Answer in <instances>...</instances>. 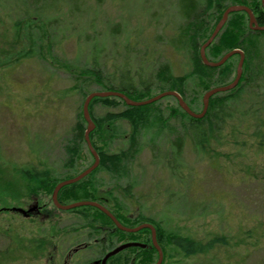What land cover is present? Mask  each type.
Masks as SVG:
<instances>
[{
  "label": "rangeland",
  "instance_id": "rangeland-1",
  "mask_svg": "<svg viewBox=\"0 0 264 264\" xmlns=\"http://www.w3.org/2000/svg\"><path fill=\"white\" fill-rule=\"evenodd\" d=\"M179 5L180 0H0V264H63L78 244L95 239L84 227L83 212L58 210L49 195L31 197L21 172L50 168L62 178L94 163L85 142L74 168L65 165L67 141L83 103L84 86L75 75L92 68L108 75L125 65L138 87L139 79L155 78L163 63L174 75L192 69L189 55L172 46L186 22ZM260 38L252 68L264 86V36ZM230 61L234 73L222 80L223 86L236 78L240 56ZM76 85L81 88L74 89ZM85 90L91 94L102 89L91 83ZM152 94H160L156 84ZM205 94L191 98L189 92L193 112L204 110ZM178 107L171 96L154 102L152 109H160L166 123L163 128L139 129L141 151L123 177L104 170L93 177L99 198L109 199L107 209L117 204L125 216L142 215L199 242L217 236L231 240V245L217 243L205 255L168 257V264H264V152L258 156L255 149H242L228 131L222 144L212 142L204 156L184 136L181 119L167 118L171 108ZM123 108L99 103L94 116L99 119ZM131 131L128 121H118L108 151L126 148ZM179 138L183 154L174 157ZM248 166L257 177H244L241 169ZM37 202L47 217L11 212ZM249 229L254 237L249 241L259 239L260 244L250 247L247 257L241 241L248 240L244 233ZM104 244L105 251L99 245L74 252L69 264H95L109 252L110 243Z\"/></svg>",
  "mask_w": 264,
  "mask_h": 264
},
{
  "label": "trees",
  "instance_id": "trees-1",
  "mask_svg": "<svg viewBox=\"0 0 264 264\" xmlns=\"http://www.w3.org/2000/svg\"><path fill=\"white\" fill-rule=\"evenodd\" d=\"M227 2L229 4L226 5ZM233 5H244L250 8L257 18L258 25L260 27L264 26L263 0H180V14L186 22L179 29L180 33L178 36L173 38L172 46L178 52L189 55L192 69L184 75H174L171 66L166 63L160 65L156 70L154 73L155 78L139 79L138 87L135 83L136 77L131 76V73L126 71L125 65V68H120L119 71H114L108 75H105L99 68L87 69L85 72L75 75V80L84 86L82 88L83 103L79 111V120L75 130L67 141L66 154L68 162L65 164L66 167L74 168L73 166L83 157L81 144L86 142L85 132L87 130L83 107L87 96L90 94L88 90H85L87 85L96 84L102 89L101 92H122L131 100L143 102L154 97L152 94L153 85L156 84L160 89V94L165 91H176L183 97L189 107H191L188 101L189 92L192 94V98L193 95L196 96L202 92L207 93L213 88L223 86L222 80L229 79L234 73V66L230 59L236 55L229 58L228 62L223 66L212 68L207 67L202 62L200 49L216 30L215 28L222 20L227 8ZM229 17L227 24L223 27L224 29L217 35L215 41L206 51L208 59L212 62H218L229 52L235 50H243L245 52L243 75L239 85L229 92L212 97L209 101V109L203 118H192L188 113L182 111L183 109L180 106L171 108L167 118L177 119L179 117L181 119L184 136L192 140L196 151L204 156L208 155L209 151L207 150L212 142L222 144V137L228 131L231 132L235 144L241 146L242 149H246V151L255 149L259 156L264 152V86L258 82V72L253 70L252 65L253 56L260 51L258 39L264 36V30L256 31L249 27V16L246 12L233 13ZM79 85H76L74 89H80ZM245 93L248 94V103H245L243 99ZM99 103L106 108L120 107L121 105L124 108L119 113L110 112L97 119L94 116V107ZM153 106L154 104L131 107L123 99L116 97H98L93 99L90 103L89 111L96 128L90 133V139L100 157V164L91 175L79 183L71 184L61 189L58 196V201L61 204L70 205L81 201H95L106 206L109 199L107 197H104L103 200L99 198V191L92 179L102 170L106 171L111 177L124 176L128 170V164L134 159V155L141 151L137 141L140 136L139 129L146 128L147 130L145 131H149L156 125H160L163 128L166 123L167 119H164L162 111L160 109L153 110ZM121 120L128 121L132 129L128 140L129 145L119 152L110 153L108 151V142L115 139L116 124ZM248 133L249 138L247 136ZM182 149L183 141L182 138H179L175 142L173 156H181L183 154ZM253 168L248 166L245 169H241L244 177H257L258 175L254 173L256 171H253ZM260 170L263 174L264 168L262 167ZM80 173L59 178L56 177L52 169H39L35 166L30 170H22L21 175L23 176L21 177L22 181L26 182L25 186L31 192V197H36L40 194L52 197L54 189L60 182L68 181L80 175ZM112 194L111 190L107 191L108 196ZM108 210L124 227L137 228V226L143 224H152L157 230L158 244L164 252L163 264H168L166 259L168 257L172 258L177 254L194 257V255L209 253L215 248L217 243L224 246L231 245V240L228 236H217V238L215 237V239L203 243L183 235L181 236L174 231L170 232L160 223L152 219L147 220L142 215L130 218L124 215L123 210L117 204L114 209ZM69 212H83V218L87 222L84 227L89 229V235L92 238L95 237L91 242L93 243L94 240L98 241L93 247L83 249L88 250L100 245L101 250L105 251V241L110 243L108 251L128 241H139L147 245L146 248L127 249V251L109 259L107 264H157L159 252L153 245L152 230L143 229L136 234L123 232L116 227L115 223L105 212L93 206H83ZM50 213L48 211V214ZM115 228V233H112L111 231ZM244 234L248 240H242L241 244L247 248L246 256L248 257L251 251L250 247H258L260 242L258 243L259 239L255 242L249 241V239L254 238L252 229H249ZM85 243L87 242L78 244L77 247H82Z\"/></svg>",
  "mask_w": 264,
  "mask_h": 264
},
{
  "label": "water",
  "instance_id": "water-1",
  "mask_svg": "<svg viewBox=\"0 0 264 264\" xmlns=\"http://www.w3.org/2000/svg\"><path fill=\"white\" fill-rule=\"evenodd\" d=\"M264 3V0H263ZM246 12L247 15L249 16V27H251L252 29L256 30V31H261L264 30V26H259L258 22H257V18L256 16H254L253 11L244 6V5H233L230 6L229 8H227V10L225 11V13L223 14V18L222 20L217 24V27L215 28L216 30L214 31V33L212 34V36L208 39V41L206 42L205 45L202 46L201 48V58H202V62H204V64L208 67H212V68H219L220 66H223L225 63L228 62L229 58L235 56V55H239L240 56V64L238 66L237 69V76L236 78L230 82L229 85L226 86H219L218 88H213L211 90H209V92H207L205 94L204 97V101H203V105H204V110L197 114L195 112L192 111V109L188 106V104H186V102L184 101L183 97L180 96V94H178L176 91H165L164 93H161L157 96H154V98L149 99V100H144L143 102H137L134 100L129 99L124 93L122 92H116V91H109V92H99L98 93H91L87 96L86 98V102L84 104L83 107V112H84V119L86 121V123H88V128L85 132L86 134V144L89 147V150L92 154V156H94V163L92 165H90V168L86 169L85 171L81 172L80 175L69 179L68 181H63L60 182L58 184V186L54 189V193L52 196V202H54L55 207L58 210H62V211H70L73 209H77V208H81L83 206H87V207H95L97 209H99L102 212H105L107 214V216H109V218L116 224V227L119 228L120 230L124 231V232H130V233H137L140 230L143 229H150L152 230V241H153V245L155 246L157 252H159V259L157 261V264H163V260H164V252L162 251V248L159 246L158 241H157V230H155L154 226L150 223L148 224H143L140 226H137V228H129V227H124L120 221H118L116 219V217L113 216V214L110 212V210H108L104 205H101L98 202L95 201H81L78 203H71L70 205H63L60 203V201H58V196L59 193L61 191L62 188L69 186L71 184H75V183H79L81 180L85 179L87 176L91 175V173L93 171H95L100 164V157L97 154L94 146L91 143V139H90V133L94 130L95 128V123L92 121L91 119V113L89 111V106L90 103L93 101L94 98H109V97H116L119 99H123L128 106H143V105H149V104H154V102L159 101L161 99H164L166 96H171L174 98H177L178 103L180 108H182L186 113H188L192 118H203L208 109H209V101L212 97L216 96L217 94L220 93H224V92H229L232 89L236 88L239 85V82L241 80V77L243 75V66H244V59H245V55L243 54V52L241 50H235L232 52H229V54L225 55L224 57H222L220 60H218V62H212L208 59L207 57V48L215 41V39L217 38V35L224 29L223 27L227 24L228 20H229V16L233 13H238V12ZM14 213H20L23 215H28L27 213L30 211H25L21 208H17L15 207V209L12 210ZM146 248L147 245L143 244V243H136V242H127L126 244H120L118 246H116V248L112 249L111 251L107 252L105 254V257L101 260H98L95 262V264H107L109 259L116 257V255H118L121 252L126 251L127 249L130 248Z\"/></svg>",
  "mask_w": 264,
  "mask_h": 264
},
{
  "label": "flooded vegetation",
  "instance_id": "flooded-vegetation-1",
  "mask_svg": "<svg viewBox=\"0 0 264 264\" xmlns=\"http://www.w3.org/2000/svg\"><path fill=\"white\" fill-rule=\"evenodd\" d=\"M33 200H35L34 198H33ZM30 203H28V205H29ZM104 205V204H103ZM30 206V205H29ZM105 206V205H104ZM18 208V207H17ZM15 209V208H14ZM21 209H23V208H21ZM13 210V209H12ZM11 210V212H13ZM24 210V209H23ZM25 211H30V212H28L27 214L28 215H23V216H25V217H37L38 215H43V212H44V209L42 208V207H40L39 206V203L37 202V203H35L34 205H32V206H30L28 209H26ZM14 213V212H13ZM20 214V213H19ZM44 215H46V217H47V213H44ZM43 215V216H44ZM122 224V223H121ZM116 225V224H115ZM127 227V226H126ZM130 228V227H129ZM115 230H116V228L115 229H113L111 232L112 233H115ZM124 232V231H123ZM127 233H130V232H127ZM130 234H136V233H130ZM128 242H136V243H138L137 241H128ZM98 243V241L97 240H94V242L92 243V242H88V243H85L82 247H77V248H75V249H73L72 250V252L71 253H69V255H68V257L66 258V260L63 262V264H69L70 263V261L72 260V257H73V253L74 252H76V251H78V250H80V249H83V248H91V247H93L94 245H96ZM140 243H142V242H140ZM123 244H126V243H123ZM144 244V243H143ZM120 245V244H119ZM118 246V245H117ZM127 251V250H126ZM98 261V260H97ZM96 262V261H95Z\"/></svg>",
  "mask_w": 264,
  "mask_h": 264
}]
</instances>
